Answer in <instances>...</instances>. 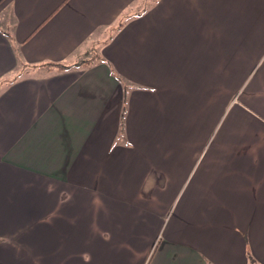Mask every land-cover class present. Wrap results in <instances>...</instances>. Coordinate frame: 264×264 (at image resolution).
<instances>
[{"label": "crops", "instance_id": "0c3cea01", "mask_svg": "<svg viewBox=\"0 0 264 264\" xmlns=\"http://www.w3.org/2000/svg\"><path fill=\"white\" fill-rule=\"evenodd\" d=\"M0 264H264V0H0Z\"/></svg>", "mask_w": 264, "mask_h": 264}]
</instances>
